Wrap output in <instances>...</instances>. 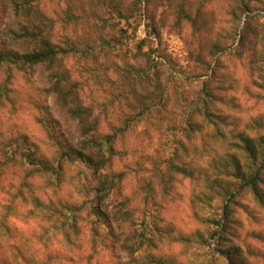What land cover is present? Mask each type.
<instances>
[{"label": "rangeland", "instance_id": "obj_1", "mask_svg": "<svg viewBox=\"0 0 264 264\" xmlns=\"http://www.w3.org/2000/svg\"><path fill=\"white\" fill-rule=\"evenodd\" d=\"M229 2L235 7L225 9ZM94 4L100 10L91 12L90 36L71 48L56 45L69 50L57 65L24 62L42 41L34 47L18 38L27 19L12 1L0 2V28L13 25L0 32V45L16 53L15 61H0V74L6 64L19 65L0 86V222L22 232L0 250V264L7 256L16 264L24 244L25 264H230L214 222H225L232 194H249L232 159L244 176L262 165L258 159L248 167L238 144L248 135L264 150V29L251 20L227 27L249 11L245 0ZM73 31H81L78 18ZM10 41L28 50L16 52ZM58 79L70 80L88 108L91 131L51 91ZM13 82L35 95L20 97ZM215 123L223 135L212 133ZM65 150L100 160L99 169L81 158L65 162L60 177L40 169L38 161L56 164ZM219 175L231 192H218ZM237 206L229 207L225 243L239 244L237 264H259L264 213L249 216ZM95 209L104 215L101 226ZM58 210L70 212L77 230L64 228Z\"/></svg>", "mask_w": 264, "mask_h": 264}, {"label": "trees", "instance_id": "obj_2", "mask_svg": "<svg viewBox=\"0 0 264 264\" xmlns=\"http://www.w3.org/2000/svg\"><path fill=\"white\" fill-rule=\"evenodd\" d=\"M1 1L2 0H0V2ZM9 1H12L15 4L16 10L21 11L24 17L27 19V24H24L22 26V31L20 33H17L16 36L18 38H27V39H31L35 41L38 34L36 31H33L29 27L30 18L33 16V8L31 7L32 5L31 0H9ZM3 13H4V10H3ZM245 25H246V22H245ZM35 27H38V25H36ZM11 32L14 33L13 31ZM5 50H6V43H3L2 45H0V61L4 62V60L8 59V57L10 56L13 57L12 61H15L16 53L13 54L14 52H7ZM62 51L68 52L69 50L62 49L58 46H55L53 48V47H50V42L42 41L38 49H36L30 54L24 55L23 59H24V62H28V63H39V62L55 63L56 59L59 58V53H61ZM61 80L62 79H58L55 81V83L50 88L51 91L55 93L58 91L59 102L63 106L66 107L69 113H71L74 117L80 119V124L82 126L83 132L91 131L94 125H91L88 121V114H89L88 108H85L83 105L79 104V97L76 95V92L74 91V88L72 87V84L70 83V80H67L66 83H64ZM211 115H212L211 112L209 111L206 112L204 110L203 117L205 118V120L210 121V119H212ZM190 127L191 129L196 130V128L193 125ZM212 129H213L212 131L213 134L217 133V134L223 135L221 128L219 127L217 123L213 125ZM254 140H255L254 138H250L248 135H243V139L241 140V142H243L242 143L243 145L238 144V148H241V149L243 148L245 150L244 152L245 158H248V161H249V164H247L248 167L252 168V166L256 164L257 160L258 159L260 160L259 163L262 165L257 171H253L247 176H244L242 174L243 171L241 170L242 165L240 164V160L232 159L233 167L235 169L233 172V175L236 179L241 178L243 181H247L246 187L249 190V194H248L249 196L243 192L232 194L226 206L225 222L223 223L222 221H218V220L214 222L218 226L216 232L220 234L219 238L217 239V242L220 243V246H219L220 252L222 253V255L225 254V260H230L231 262L230 264L238 263L234 260V257L238 255V251H240L241 249L239 248L238 243H235V242L225 243V241H227V236H226L227 234L225 231H227V229L231 227L230 226L231 222L233 223V220L228 218V215L231 214V210L229 209V207H231L232 205V209H233V205L235 206L237 204L238 205L237 208L243 209L244 211L248 213L249 216L255 215V214L263 215L264 213V150H262L260 146H257V143ZM75 152L78 153V156L76 155L72 156V154L68 153V151L66 150L64 152L62 151V154L57 160L56 164L53 162L50 164H47V163H44V161L41 162V160L38 161L37 163L42 164L41 165L42 167L40 168L41 170L45 171L48 174H56L57 177H60L63 173L62 165L65 164V162L69 160L76 161L77 159L79 160L81 156H83L81 152L79 151H75ZM260 153L262 154L261 156H260ZM26 159L36 161L33 157H31V154H28L26 156ZM79 161L84 162V163L85 161L86 163L88 161V165L91 166L90 163H92L93 168L95 170L99 169L98 162L100 160L98 161L93 160V157L90 158L88 156L87 159L82 157ZM29 173L35 174L34 171H30ZM38 173L39 171L37 172V174ZM226 173L230 174L232 173V171H227L225 172V174ZM220 178L221 176L219 175L215 180H213V184L215 183L216 185L215 187L218 190V192H222L226 189L228 193L231 192L232 190H230V187H229L230 184L228 182L226 183L225 179H220ZM240 194L246 197L245 202L241 201V203H238L239 198L237 197ZM252 200H254V204H251ZM91 212L92 211H90V213ZM59 213L61 215V210L59 211ZM93 213H94L93 216L96 218L95 221L98 223V225L101 226L104 223V215L101 212H99L97 209H95ZM13 214L14 213L12 211V213H10L9 216H13ZM60 217L63 218L64 228L66 225H68L67 227L71 225V227H73L74 230H77L76 229L77 224L76 222L72 221L73 216L70 214V212H68L67 210L65 212H62V215ZM68 221H70L69 224H67ZM221 223L223 226H222V229L219 231V225H221ZM0 228L1 229L3 228L5 230V231L0 232L4 235L2 236L4 240L0 238V250L6 246V242H9L10 238H12L15 241L16 239H18V236H20V234L22 233L21 230L19 231L17 230V228H15L14 224H12V226L10 227V225L7 226L6 224H3V222H0ZM9 228L14 229V232L10 230ZM216 232L214 234H216ZM10 233H13L14 235H10ZM227 243H232V244H227ZM27 256L28 255H26L25 257ZM7 257H3V258L5 259L7 264H11V261L8 262ZM23 258L24 256L21 257V259Z\"/></svg>", "mask_w": 264, "mask_h": 264}, {"label": "clouds", "instance_id": "obj_3", "mask_svg": "<svg viewBox=\"0 0 264 264\" xmlns=\"http://www.w3.org/2000/svg\"><path fill=\"white\" fill-rule=\"evenodd\" d=\"M225 9L233 8L231 2L222 5ZM245 6L248 7L247 13H242L238 20L230 21L227 26L231 30L233 25L243 27L246 20L255 22L261 29H264V0H245ZM33 16L30 18L29 27L37 32V38L32 42L35 47L40 41L50 42V47L56 45H62L71 48L74 42L81 41L90 36L92 29L91 12L94 8L100 10L95 4L94 0H32ZM101 14L103 12L101 11ZM69 17H73V22L69 23ZM81 29L79 32H74L73 29L77 26ZM38 25V27H35ZM12 24L5 23L0 28V32L7 34L8 28L12 27ZM143 35V32L141 33ZM9 47L14 48L16 52L23 53L28 49L18 46V43H12L10 41ZM15 54V53H13ZM261 56H264V48L260 49ZM61 59H56V64L60 65ZM103 63V62H102ZM11 67L13 76L18 72L19 65H5L3 74H0V86L7 83L6 76L8 75V68ZM55 83V81H53ZM10 87L19 88L21 91L18 94L22 98H28L30 95H35L32 88L28 86H22L21 83L13 82ZM34 88V86H32ZM59 95L58 91L56 92ZM13 96H17V93H11ZM135 243V241H132ZM27 244H24L20 253L16 256V264H25V261L21 259L22 256H26ZM259 260V264H264V259L254 258Z\"/></svg>", "mask_w": 264, "mask_h": 264}]
</instances>
